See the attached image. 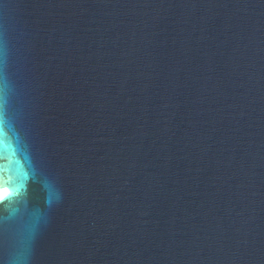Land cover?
<instances>
[{"label":"water","instance_id":"1","mask_svg":"<svg viewBox=\"0 0 264 264\" xmlns=\"http://www.w3.org/2000/svg\"><path fill=\"white\" fill-rule=\"evenodd\" d=\"M0 264H264V0H0Z\"/></svg>","mask_w":264,"mask_h":264}]
</instances>
